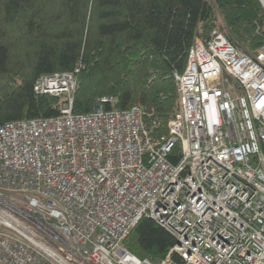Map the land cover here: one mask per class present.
<instances>
[{"label": "built area", "instance_id": "1", "mask_svg": "<svg viewBox=\"0 0 264 264\" xmlns=\"http://www.w3.org/2000/svg\"><path fill=\"white\" fill-rule=\"evenodd\" d=\"M77 73L34 84L57 117L0 126V264H152L123 246L141 219L175 239L158 264H264V47L196 38L165 136L112 97L73 114Z\"/></svg>", "mask_w": 264, "mask_h": 264}, {"label": "trees", "instance_id": "2", "mask_svg": "<svg viewBox=\"0 0 264 264\" xmlns=\"http://www.w3.org/2000/svg\"><path fill=\"white\" fill-rule=\"evenodd\" d=\"M214 32L254 57L264 47V0H0V126L57 117L65 98L37 95L34 84L78 69L73 114L112 97L118 111L139 104L157 121L154 135L165 136L180 107L173 74L183 73L195 39ZM174 244L149 219L123 242L152 264Z\"/></svg>", "mask_w": 264, "mask_h": 264}]
</instances>
